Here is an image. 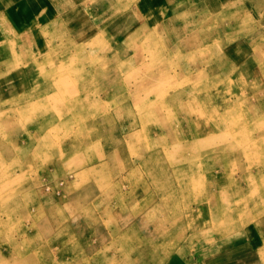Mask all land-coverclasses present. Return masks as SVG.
I'll return each mask as SVG.
<instances>
[{
	"label": "rangeland",
	"instance_id": "obj_1",
	"mask_svg": "<svg viewBox=\"0 0 264 264\" xmlns=\"http://www.w3.org/2000/svg\"><path fill=\"white\" fill-rule=\"evenodd\" d=\"M97 1L20 8L36 41L0 66V264H264V2Z\"/></svg>",
	"mask_w": 264,
	"mask_h": 264
},
{
	"label": "bare ground",
	"instance_id": "obj_2",
	"mask_svg": "<svg viewBox=\"0 0 264 264\" xmlns=\"http://www.w3.org/2000/svg\"><path fill=\"white\" fill-rule=\"evenodd\" d=\"M149 2H152V1H149ZM148 2V3H149ZM118 3L119 4H121L122 3V0H119L118 1ZM148 3H145L144 4V6H143V8H144V10H147V8H148ZM127 8V7H126ZM163 30H165L166 29V27L164 26V28H162ZM21 33H22V35H21ZM158 31L157 30H153L149 35H148V41H151V39L153 38V37H157L158 36ZM169 33V32H168ZM170 34V33H169ZM212 34L213 33H211V30H209V31H207V30H200V32H197V34L194 36V37H212ZM19 37H21V38H25V44H24V46H23V48H22V51L21 52H18V53H16L17 54V56H14V55H12V54H10V53H3V55H0L1 56V58H0V60H1V63L2 64H0V66H3V67H6V66H15V65H17V64H15V58H17V57H21L22 58V56H25V57H31V55H33V46H32V44L36 41V38L35 37H31L30 36V33H28L26 30H23V31H21L19 34ZM21 35V36H20ZM155 38H153L152 40H154ZM204 39H206V38H204ZM67 51H69V50H67ZM79 55H85V52H81ZM205 58L207 59V61H205V62H211V61H213L212 60V58H215V57H213V56H203L202 58H200V61H202L203 62V60H205ZM263 59H264V56L262 57ZM120 59V58H119ZM142 65L141 66H139V68L141 69V71H146V70H144V69H146L147 68V63H141ZM99 65V64H98ZM123 65H125V63L124 62H122L121 61V59L118 61V66H123ZM222 65L223 66H225V62L224 63H222ZM101 66V65H100ZM106 68V67H105ZM103 72H106V71H103ZM148 73H151L152 71H147ZM161 78V77H160ZM159 78V79H160ZM44 79H46V77L44 78ZM158 79V80H159ZM158 80H153L152 79V76H149L145 81H143V85H147V86H149V87H151V85H155V83H157L158 82ZM158 83H162V82H158ZM46 86L47 87H50L51 86V83L49 82V84H46ZM156 86V85H155ZM154 86V87H155ZM153 87V86H152ZM151 87V88H152ZM153 87V88H154ZM32 100V99H31ZM232 104V103H231ZM262 105V104H261ZM226 110H228V109H226ZM229 110H232V109H229ZM225 113V112H224ZM226 113H229V111H227ZM201 119V118H200ZM199 124V123H198ZM207 126V125H206ZM205 126V127H206ZM210 126V125H209ZM208 126V127H209ZM202 127L203 126H198V127H196V130H201L202 129ZM250 128V127H249ZM209 129V128H208ZM228 132H229V134L228 135H231L233 138H234V140H236V138H238V136H240V132L239 133H237L236 131H232L231 129L230 130H228ZM244 132H245V130H244ZM247 135H249V134H247ZM224 138H226V137H224ZM248 139H246L245 138V145H243V147L244 148H246V149H249L250 148V150L252 149L251 147L253 146V142H252V140H250L249 139V137H247ZM220 139V138H219ZM227 140V139H226ZM243 142V141H242ZM218 143V142H217ZM220 143V142H219ZM222 143V142H221ZM225 143V142H224ZM223 143V144H224ZM227 143H228V141H227ZM177 144V145H176ZM234 144H235V142H234ZM234 144H232V145H234ZM237 144V143H236ZM174 145H176V147H181L182 146V144H180V143H175ZM193 145V144H192ZM206 146H208L209 148H216L215 147V144H209V145H204L202 142H199V143H196V145H194V147H197L198 149L197 150H199V149H203V148H205ZM208 147H206V148H208ZM235 148H237L236 146H235ZM197 150H195V151H197ZM205 149H203L202 151H204ZM212 151V150H211ZM210 151V152H211ZM258 153H259V151H258ZM238 159V158H237ZM249 170V169H248ZM235 179V178H234ZM240 180V179H239ZM241 182V181H240ZM230 185V184H229ZM238 188V187H237ZM232 189V188H231ZM236 191H238V190H236ZM235 191V192H236ZM241 193V192H240ZM236 197V196H235ZM256 208V207H255ZM237 210V209H236ZM255 210V209H254ZM255 212V211H254Z\"/></svg>",
	"mask_w": 264,
	"mask_h": 264
},
{
	"label": "crops",
	"instance_id": "obj_3",
	"mask_svg": "<svg viewBox=\"0 0 264 264\" xmlns=\"http://www.w3.org/2000/svg\"><path fill=\"white\" fill-rule=\"evenodd\" d=\"M18 5H15V7L11 6L9 4V1H6V0H0V19H2L4 17H7L9 16L13 22L15 23L14 27L13 28H16V30H23V29H26V22H25V17H23L22 15H19V12H20V8L21 9H25V5H26V0H16ZM35 1V0H34ZM95 1V0H94ZM104 0H99L97 1L98 3H102ZM258 1H262L264 2V0H258ZM108 2L110 3L109 6H112V7H117L118 5H121L119 4L118 2L116 1H113V0H108ZM201 4V3H200ZM8 17V18H9ZM138 15L136 16L135 14L133 16L130 17V19H128V22H126L127 24H124V22L122 24H124L123 27H121V29L118 28V33H119V36L120 35H127L128 33H130L131 31V26L133 24H135V21L137 19ZM5 19V18H4ZM134 20V21H132ZM18 30V31H19ZM99 39V38H98ZM158 40V39H157ZM156 40V41H157ZM139 138V137H138Z\"/></svg>",
	"mask_w": 264,
	"mask_h": 264
}]
</instances>
